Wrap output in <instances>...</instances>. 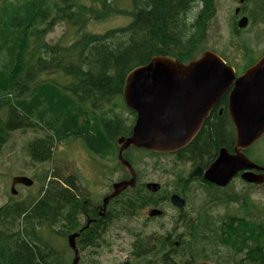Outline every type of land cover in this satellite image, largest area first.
I'll list each match as a JSON object with an SVG mask.
<instances>
[{
    "label": "trees",
    "instance_id": "1",
    "mask_svg": "<svg viewBox=\"0 0 264 264\" xmlns=\"http://www.w3.org/2000/svg\"><path fill=\"white\" fill-rule=\"evenodd\" d=\"M127 2L129 6H125ZM195 3L0 0V149L8 144L18 148L20 142L34 164L46 163L60 142L78 139L94 155L104 157L112 151L117 155V137L128 135L132 127L122 132L131 126L124 124L116 135L114 108L110 110L115 116L110 117L104 107L111 103L125 106L126 76L152 57L172 56L182 61L196 58L190 56L205 38V28L201 21L193 25L187 20ZM113 14L129 20L103 32L86 29L91 21L99 22ZM61 22L71 25L73 33L56 42L48 41L49 32ZM254 62L249 59L246 66ZM44 74L48 76L44 78ZM222 100L226 106L228 96ZM207 126L179 154L199 160L212 157L213 150L217 157L222 146L233 150L232 125L226 127L223 118H215ZM16 130H33L37 136L23 144L12 137ZM45 170L37 177L42 184L37 202L33 195L22 204L0 205V264H36V260L40 264H62L59 254L53 252L48 259L50 251L39 244L35 218L40 217L49 228H55V220H70L77 223L73 229L80 227L75 216L80 211L79 201L74 200L75 174L63 177L55 169ZM241 204V215L197 214L192 221L195 235L190 252L194 264L196 260L207 264H264V212L256 209L255 213L248 203ZM81 235L92 236L90 229Z\"/></svg>",
    "mask_w": 264,
    "mask_h": 264
},
{
    "label": "rangeland",
    "instance_id": "2",
    "mask_svg": "<svg viewBox=\"0 0 264 264\" xmlns=\"http://www.w3.org/2000/svg\"><path fill=\"white\" fill-rule=\"evenodd\" d=\"M260 4L264 5V0H196L193 9L188 12V17L195 19L198 13L205 12L206 17L200 20L205 28V38L198 48L192 52L190 58H198L204 51H213L216 54H220L236 69L243 68L249 59H259L264 54V8L260 7ZM125 6H129V3L127 2ZM237 8L243 9L244 16L248 18L249 23L246 28L240 29L238 33L234 31L232 25L234 19L241 17L235 13ZM128 20L127 17L121 16L120 18V16L113 14L99 22L91 21L86 29L91 32H103L109 28L122 26ZM71 33H73L72 26L61 22L54 26L46 39L56 42ZM43 76L46 78L48 75L44 74ZM104 108L103 111L107 112L110 117L115 116V112L116 118L119 117L127 124L130 123L132 113L126 103L125 106L119 107L111 103ZM111 108H114V112L110 110ZM35 134L37 133L33 130L27 132L16 130L12 137L19 139L24 144L30 139H35L37 136ZM18 143L20 144L18 148L8 144L0 149V205L5 202L22 204L30 201L33 195L37 198L41 193L40 187L42 186L37 177L41 174L43 175L47 171L45 169H51L52 171L55 169V172L63 177L75 174L77 182L76 188L73 187L74 194H76L74 200L77 199L79 201L77 206L80 209V211L75 213V216L78 217L80 224H84L85 219L82 208H94V205L102 204L103 200L113 191L112 186L114 183L130 176L126 168L120 165L118 153L116 155L112 151L104 157L94 155L78 139L60 142L54 149L53 158L49 162L38 164H34L31 161V158L21 149V143ZM247 151H249L250 159L264 166V138L254 143ZM129 157L134 162L139 185L148 181L168 183L169 192L176 193L174 195L184 200L186 204L184 212L186 214L204 215L209 213L218 215L229 212L230 215H241L244 213V207L240 209L241 201L248 203L252 207L251 210L255 211V213L256 209L261 213L264 212L263 185L255 186L254 183L247 182L238 176L231 180L227 186L216 185L209 188L204 184V179H194V177L190 176L193 172L196 158L191 159L182 154L174 155L173 153L155 155L147 151L129 153ZM18 175H26L33 179L34 183L31 186L17 185L16 189L18 192L13 195L10 192V188L11 184L13 185L14 177ZM186 177H190L187 182L188 190L184 192L178 191L177 186H182L181 183L185 181ZM211 184L216 183L211 182ZM217 188H221L219 192L216 191ZM112 199L114 197L109 200L107 205ZM113 202L112 207L116 208V199ZM145 208L138 209V212H144ZM167 210L169 212V220L177 217L179 210L172 205H168ZM54 223L55 228L51 232L47 229H41L39 242L46 250L59 254L62 261L66 260V256L64 258L65 253L72 260L73 253L70 250L69 237L75 234L78 229H73L74 226L69 229L66 226L71 223L70 220H55ZM107 227L109 228L108 238H113L116 233V219L109 221ZM54 229H56V232H54ZM57 230L63 232L57 233ZM69 232H72V234L68 237ZM190 232H193L191 228ZM54 234L63 239L56 238ZM107 236H104V238L106 239ZM47 237H49V240H46ZM75 244L78 247L76 240ZM81 257L84 261L82 264H92L89 259L96 256L93 255L90 248L86 249L85 247ZM201 263L207 264L204 261ZM36 264L40 263L36 260ZM97 264H116L115 251L105 249L103 257Z\"/></svg>",
    "mask_w": 264,
    "mask_h": 264
},
{
    "label": "water",
    "instance_id": "3",
    "mask_svg": "<svg viewBox=\"0 0 264 264\" xmlns=\"http://www.w3.org/2000/svg\"><path fill=\"white\" fill-rule=\"evenodd\" d=\"M247 23L248 18L243 17L238 25L244 28ZM225 94L229 96V111L236 128L235 149L221 148L218 158L203 172L204 176L227 186L244 170L241 176L245 181L264 184V166L244 152L264 136V55L240 75L213 51H205L189 62L156 55L126 76L123 95L138 118L132 135L119 138L118 158L129 169L131 178L114 183L113 192L104 199V207L124 189L136 185V172L123 157L129 146L158 152L186 147L200 131L211 108ZM200 173L195 170L190 176ZM17 183L32 185L33 180L18 176L13 179V188ZM148 186L158 189L152 183ZM178 198L173 197L175 204L182 205L183 200ZM76 235L69 237L75 251L72 264H79L80 259Z\"/></svg>",
    "mask_w": 264,
    "mask_h": 264
},
{
    "label": "flooded vegetation",
    "instance_id": "4",
    "mask_svg": "<svg viewBox=\"0 0 264 264\" xmlns=\"http://www.w3.org/2000/svg\"><path fill=\"white\" fill-rule=\"evenodd\" d=\"M235 13L236 15H239L241 17L234 19L232 24L233 29L238 25L240 19L244 17L242 8L241 10L240 8L235 9ZM205 17V14L198 13L195 19L188 17L187 20L191 24L196 25L199 24L200 20ZM241 73L242 72L238 73V75ZM223 101L224 100L222 99L219 100L211 108L210 113L204 121V124L200 128V131L204 126L207 129V122H211L212 119L215 120V118H223L226 122V127L231 125L228 115L229 100L226 106L224 105ZM213 112H215L214 117L212 116ZM120 120L121 119L119 117L116 118V135L121 133ZM130 127L131 126H126V129L122 130V132L128 130ZM133 127L134 125L132 126L131 131L128 132V135H119L117 139L120 137L130 136V134H132ZM234 149L235 148H233L232 151H234ZM136 151H147L148 153L155 155L161 154L151 152L144 148H137L133 145L129 146L126 152L132 154ZM212 153V157L206 156L199 160L196 159L194 162L195 166L193 168V171L197 170L201 173L191 177H194V179H204L205 185L210 183L211 181L205 178L203 172L209 168V166L216 160V158H218L220 151L218 152L217 157V153L214 150L212 151ZM173 154L180 155L179 152ZM177 159L179 158L177 157ZM126 170L130 174V171L127 167ZM243 172L244 170L239 172L234 178L238 176L242 178L241 175ZM189 180L190 177H186L185 181L181 183L182 186H177V190L182 192H184L185 190L187 191V182ZM150 183H153L154 185L158 186V189L155 190L150 188L148 186ZM138 184L139 183L137 182L135 187H127L120 193V195H116V208L112 207L114 203L113 200H111V202L109 203L110 205L108 204L105 207L103 200L102 204L94 205V208H82L85 223L79 229H81L89 221H92L90 223V226L93 225V227L90 230L92 236L89 237L88 235H85L81 238L77 237L76 242L80 252L83 253L84 248L89 247L90 250L93 252V255L96 256L92 257V259H89L92 264H97L100 262L105 249L115 251L116 264H174L173 261H182L183 264H194L193 259H191L190 257V252L191 248L194 245L193 237L195 235V231L190 232V228L192 230L194 226V223H192V221L196 218L197 214L190 215L184 212L186 204L183 199L182 205L175 204L176 202H174L173 197L175 196L176 198H178V196L174 195L176 193L169 192L168 183L148 181L146 183H140V185ZM168 205H172L174 208L179 210V212L177 213V217H174L171 220H169L168 218ZM143 207H146L145 211L138 212V209ZM154 211L157 212L154 213ZM114 218L116 219V233L113 238H108L107 233L109 228L107 226L109 221L113 220ZM34 223L35 232L37 234L40 229H49L46 227L40 217L35 218ZM74 225H77V223L71 222L68 223L66 226L69 229H72ZM54 232H56V229H54ZM58 232L63 231L57 230V233ZM70 234H72V232H69L68 237ZM104 236H107V238L105 239ZM36 237H39V234ZM56 238L63 239L58 235L56 236ZM70 250L74 256L73 250L71 248ZM83 262L84 261L81 257L79 264H82ZM196 264L201 263L200 261L196 260Z\"/></svg>",
    "mask_w": 264,
    "mask_h": 264
},
{
    "label": "bare ground",
    "instance_id": "5",
    "mask_svg": "<svg viewBox=\"0 0 264 264\" xmlns=\"http://www.w3.org/2000/svg\"><path fill=\"white\" fill-rule=\"evenodd\" d=\"M9 200H10V198H9ZM252 258V257H251ZM258 259V258H257Z\"/></svg>",
    "mask_w": 264,
    "mask_h": 264
}]
</instances>
